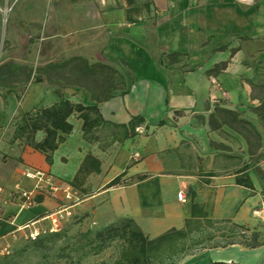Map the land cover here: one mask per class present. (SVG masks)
Returning a JSON list of instances; mask_svg holds the SVG:
<instances>
[{"label":"crops","instance_id":"obj_1","mask_svg":"<svg viewBox=\"0 0 264 264\" xmlns=\"http://www.w3.org/2000/svg\"><path fill=\"white\" fill-rule=\"evenodd\" d=\"M0 5H12L6 15L0 10V254L16 237L26 240L24 232L51 227L45 216L63 204L61 193H42L32 207L36 213L18 209L20 190L36 192V181L25 177V170H41L54 184L65 185L86 154L99 159L100 172L87 175L84 186L93 192L73 203L71 214L88 215L101 225L128 217L155 237L182 228L193 202L213 220L254 230L251 212L258 193L250 170L254 189L233 182L238 168L220 177L224 184L210 186L185 172L183 155L188 146L211 150L215 130L198 118L213 110L207 101L234 109L245 98L238 71L248 57L246 47L258 42L257 51H264V0H0ZM46 42L56 43L54 54L63 58L39 54ZM169 53L181 55L171 63L165 58ZM72 56L115 67L126 85L123 93L117 90L97 104L104 122L91 141L83 138L82 120L70 115L72 130L47 162L44 153L6 142L4 134L15 116L35 107L61 99L95 104L75 85L64 86L59 97L49 75L38 70ZM37 73L41 81H34ZM133 117L142 120L132 129ZM118 175L122 183L107 187ZM180 190L188 192L184 201L177 199Z\"/></svg>","mask_w":264,"mask_h":264},{"label":"rangeland","instance_id":"obj_2","mask_svg":"<svg viewBox=\"0 0 264 264\" xmlns=\"http://www.w3.org/2000/svg\"><path fill=\"white\" fill-rule=\"evenodd\" d=\"M3 23L5 21L2 22V26L5 25ZM23 45L24 42H21L20 47ZM261 46L262 44L257 42L245 49L246 57H248L244 66L239 69L238 75L244 82L247 94L245 98H240L236 102L237 107L233 109L239 112L240 117L250 121L259 134L260 146H256V138L252 134H248L253 144V156L248 153L245 139L227 126L215 130L213 135L211 133L213 139V141L209 140L211 150H203L202 147L198 148L196 145L194 148L188 146L183 155L185 172L198 176L199 180L203 182L207 180L210 186L224 184L225 180H221L220 177L232 174L244 162H248L252 166L249 174L256 185L258 203L251 215L256 220L254 232L259 245L254 248L245 245L250 243L253 231L243 232L237 227H232L229 223L218 222L211 229L203 228L199 232L192 233L187 240V244L190 245L189 249L184 254L174 257L167 264H210L211 261L216 260L257 264L258 261L264 260V182L254 172L255 166L264 170V121L253 112L254 107L261 103L264 104V51L260 49L257 51ZM53 49H57L56 43H41L39 54L46 57L47 60L54 59L57 61L63 58V56L55 55ZM47 60L45 59L43 62ZM209 103L213 107L218 104L207 101L208 105H210ZM208 115L198 118L208 121ZM19 119L18 115L13 118L4 134V139L6 142L16 141L19 146H24L25 135L20 139L12 138L15 123ZM104 133L106 132L99 131L98 135H105ZM39 136L42 137L43 133L36 132L33 134V140ZM213 149H219L220 152L218 150L214 152ZM208 172L214 174V177L208 178L206 176ZM84 183L76 191L78 200L85 194L93 192V189L84 186ZM185 195L187 197L188 192H185ZM48 201L54 204L51 198ZM35 205L37 204L25 205L22 201H18L17 208H29L31 210L28 211L36 213L38 208H32ZM44 208L50 207L44 204ZM61 222L62 228L58 232L49 233L47 229H42L38 238L40 243L28 242L16 237L17 240L13 244H9L8 253L0 254V264H113L118 258L123 244L120 239L113 240L98 253L91 249L92 244L95 243L93 241L94 232L105 226L94 218L85 214H71L64 216ZM209 233L213 235L212 240H207ZM226 242H233V244L225 246L226 248L212 247L215 244L223 245ZM255 256L258 257L256 260L253 259Z\"/></svg>","mask_w":264,"mask_h":264},{"label":"trees","instance_id":"obj_3","mask_svg":"<svg viewBox=\"0 0 264 264\" xmlns=\"http://www.w3.org/2000/svg\"><path fill=\"white\" fill-rule=\"evenodd\" d=\"M180 53H169L165 58L169 62L177 60ZM162 64V58L157 60ZM125 66L131 70V67L125 63ZM40 73L49 75V84L59 97L62 96L61 89L66 85H75L81 87L89 93L91 100L95 101L93 105H83L81 103L71 102L68 99H61L46 107H35L27 112H20L19 121H16L13 131V139H20L23 135L26 137L25 145L31 146L45 154V159L50 162L51 153L57 146L65 140V136L72 130V124L68 121L70 115H75L82 120L81 130L85 140H92V131L103 124V118L99 112L98 103L113 97L114 92L125 89V80L122 73L115 67L104 62H88L81 56H72L61 62L48 63L38 69ZM40 74H36L34 81H41ZM253 112L264 121V104L261 103L253 108ZM142 119L133 117L129 121V126L133 129L136 123ZM162 123V121H159ZM207 124L211 130H216L222 126H227L239 133L246 141L248 153L253 156V144L248 134H252L256 139V146H260L259 134L250 121L240 117L238 111L215 104L213 110L208 115ZM42 132L43 136L39 141L33 140V134ZM252 166L244 162L235 172L233 182L244 187L254 189V184L248 171ZM100 172V161L92 154H86L81 161L76 173L70 181H66L74 189H79L84 183L87 175ZM257 177L264 182V170L259 166L254 167ZM212 175V174H208ZM208 183V181H206ZM122 183L121 176L118 175L110 180L106 186H113ZM42 193H36L34 201L41 200ZM194 192L191 193V198ZM218 222L229 223L232 227H237L243 232H248L249 228L244 225L232 223L229 220H213L209 218L202 207L196 203H191L190 216L185 219L184 226L180 229L170 228L165 232L149 237L134 222L133 219L125 217L115 222L103 226L94 232L91 249L98 253L108 246L115 239L122 240V248L118 258L113 264H167L174 257L184 254L190 247L187 240L194 232H199L203 228H213ZM48 231L49 233L58 232ZM251 233L250 243L247 247L254 248L258 246L257 236L254 230ZM40 235L28 242H38ZM213 235L209 233L207 240H212ZM233 244L226 242L223 245L215 244L212 247H225ZM210 264H242L235 261H211ZM257 264H264V260Z\"/></svg>","mask_w":264,"mask_h":264},{"label":"built area","instance_id":"obj_4","mask_svg":"<svg viewBox=\"0 0 264 264\" xmlns=\"http://www.w3.org/2000/svg\"><path fill=\"white\" fill-rule=\"evenodd\" d=\"M12 5H5L1 6L0 5V10L4 15H6ZM211 98H215L214 96L211 95ZM135 131L138 133L142 132V129L140 127H136ZM134 157H138V153L133 154ZM24 176L28 178H33L36 181V192H31L28 190H20L19 195L22 199V203L25 205H32L34 201V195L36 193H49L53 196H56L58 193H61V199L63 201V204H61L60 207H58L55 211L47 214L45 218H48L52 222V226L49 227L47 230L48 231H56L60 229V221L61 219L64 218V216H69L71 215V210L70 207L73 203L78 201V196H76V190L72 188L69 184L65 185H56L52 182V179L49 175H47L45 172L37 169H27L24 172ZM47 187V188H46ZM177 199L179 201H184L185 200V193L183 191H178L177 192ZM257 213V211H254ZM30 226V224H27L23 226V229H26ZM42 229H37V228H32L26 232H24V238L26 240H33L35 239ZM3 252L8 253V248H4Z\"/></svg>","mask_w":264,"mask_h":264}]
</instances>
